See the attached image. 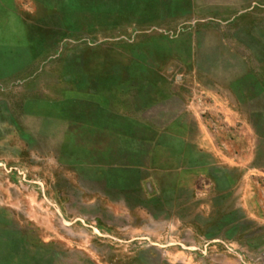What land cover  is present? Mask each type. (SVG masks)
<instances>
[{
  "label": "rangeland",
  "instance_id": "374dc122",
  "mask_svg": "<svg viewBox=\"0 0 264 264\" xmlns=\"http://www.w3.org/2000/svg\"><path fill=\"white\" fill-rule=\"evenodd\" d=\"M0 264H264V0H0Z\"/></svg>",
  "mask_w": 264,
  "mask_h": 264
},
{
  "label": "crops",
  "instance_id": "0c3cea01",
  "mask_svg": "<svg viewBox=\"0 0 264 264\" xmlns=\"http://www.w3.org/2000/svg\"><path fill=\"white\" fill-rule=\"evenodd\" d=\"M151 160H152V161H155V157H152ZM142 165H143V164H142ZM143 166H144V165H143ZM166 167H167V166H166Z\"/></svg>",
  "mask_w": 264,
  "mask_h": 264
}]
</instances>
